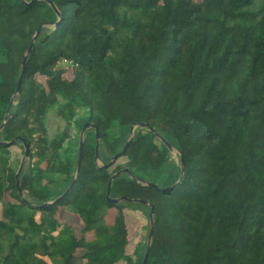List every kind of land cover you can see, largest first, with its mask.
<instances>
[{
    "label": "trees",
    "instance_id": "16d2710c",
    "mask_svg": "<svg viewBox=\"0 0 264 264\" xmlns=\"http://www.w3.org/2000/svg\"><path fill=\"white\" fill-rule=\"evenodd\" d=\"M47 1L59 18L45 0H0V264H141L127 211L148 221L149 206L106 198L122 169L110 199L153 206L146 264H264V0ZM53 108L66 126L49 137ZM86 121L104 165L135 124L181 156L136 128L98 167L88 129L55 200L76 170L69 127Z\"/></svg>",
    "mask_w": 264,
    "mask_h": 264
},
{
    "label": "water",
    "instance_id": "95a60500",
    "mask_svg": "<svg viewBox=\"0 0 264 264\" xmlns=\"http://www.w3.org/2000/svg\"><path fill=\"white\" fill-rule=\"evenodd\" d=\"M45 1L52 7V9L54 10V12L57 14V16L59 18V15H58V12H57L55 6L52 3L48 2L47 0H45ZM43 27H47V26H41L35 32V34L33 35L32 39H31L30 46L28 47V49H27V51H26V53L24 55L23 61H22L21 73L24 72L26 58L31 53L32 45L35 42V40L37 39V37H38V35L40 33L41 28H43ZM20 82H21V78L18 80L15 94L12 97V99H11L10 103L8 104L7 109H6V116L8 115V111H9V108H10L12 102H13V99L15 97L19 96V94H20ZM136 128L148 129V131H150L153 135H155L159 139V141L162 142L171 152L172 151H175L178 155L181 156V153L179 151H176L175 149H173L167 142H165V140L162 137H160L155 132V130L153 128H149L147 124H135V125H132L130 127L128 138H127V140L125 142V145L123 146L122 150L119 153H116L115 155H113L107 164H105V165L104 164L98 165L97 161H99L98 151H99V139H100V135H99V133L97 131L96 126H94V125L90 124L88 121H86L83 124V126L81 127L80 132H79V141H78V150H77V162H76V170H75L74 179H73L72 183L70 184V186L66 189V191L61 196H59L58 198H56L55 200L61 199L64 196V194L68 193L72 189V187H73V185H74V183L76 181V178L78 176V172H79V169H80L82 154H83V138H84V133L86 132V130H88V129H93L94 130V135H95L94 162L99 167V166H110V165H112L117 158H119L120 156H122L125 153V150L127 149V147L130 146V144L132 143V141L135 138L134 130ZM19 140H20V138L17 137L13 141H11V143H16ZM21 142L23 143V146H24V153H23L22 159L20 161V164H19L18 169H17L16 174H15L16 186H17L18 192L20 194L22 193V191H21L20 185H19V175H20L21 171L23 170L24 165H25V163H26V161L28 159V146H27V144H24V142L22 140H21ZM180 163H182V160H180ZM123 173H125L127 175H130V172H129L128 169H122V170L114 173L111 176V178L109 180V183H108V186H107L106 198L108 200H110L111 202L115 203V204H118L120 202L125 201V202L138 203V204H143V205L149 206V213H148V234H147L146 246H145V250H144L143 259L141 261V264H146L147 263V260H148V256H149L151 239H152V230H153V206L150 205V204H148L147 202L141 201V200H128L124 196L123 197H120L118 199H110V187H111V183H112V181H113L114 178H116L117 176H119V175H121ZM144 184L147 185V186L153 187L154 189H157V185L156 184H152V183H148V182L147 183H144Z\"/></svg>",
    "mask_w": 264,
    "mask_h": 264
},
{
    "label": "rangeland",
    "instance_id": "374dc122",
    "mask_svg": "<svg viewBox=\"0 0 264 264\" xmlns=\"http://www.w3.org/2000/svg\"><path fill=\"white\" fill-rule=\"evenodd\" d=\"M62 67L64 68H71L69 64L62 63ZM85 111H80L77 115V119L85 118ZM76 119V118H75ZM47 133L49 137H53L57 134H60L66 124L64 121L58 119L55 113V108H53L51 111L47 113L46 121H45ZM136 129L134 130L135 133ZM79 124L76 122H71V125L69 127V136L70 139H73V145L72 147L68 148L69 141L66 140L63 144V148L61 150V153L64 155L63 157H68L72 161L75 160L76 157V149H77V143L79 141ZM170 157L173 161H177V153L175 151L170 152ZM98 165H101L102 163L100 161H97ZM26 166V163L24 167ZM128 216V244L126 246V253L127 256H129L132 259H135V255L138 253V249L142 246L144 243H146V233H147V227H148V221L147 217L141 213L140 211H127ZM62 219L66 220L67 222L71 223L74 227V230L77 232L80 227L77 224V220L75 218L69 217L67 215L62 216Z\"/></svg>",
    "mask_w": 264,
    "mask_h": 264
},
{
    "label": "built area",
    "instance_id": "2783aa9c",
    "mask_svg": "<svg viewBox=\"0 0 264 264\" xmlns=\"http://www.w3.org/2000/svg\"><path fill=\"white\" fill-rule=\"evenodd\" d=\"M70 66H72V65L70 64Z\"/></svg>",
    "mask_w": 264,
    "mask_h": 264
}]
</instances>
